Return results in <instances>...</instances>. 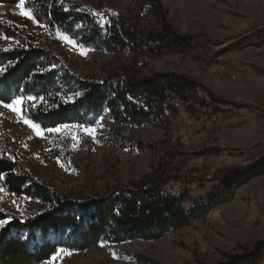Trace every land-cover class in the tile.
<instances>
[{
    "label": "rangeland",
    "instance_id": "rangeland-1",
    "mask_svg": "<svg viewBox=\"0 0 264 264\" xmlns=\"http://www.w3.org/2000/svg\"><path fill=\"white\" fill-rule=\"evenodd\" d=\"M66 1L68 5H81L101 21L108 15L125 18L140 15L146 17V23L156 22L148 16V8L137 0ZM161 3L167 20L179 34L201 35L190 55L136 58L132 53L110 55L85 47L82 55L77 43L73 46L36 20L27 19L16 5H0V20L25 28L36 42L52 49L77 74L101 79L127 67H136L147 77L185 74L229 105L192 110L191 103L182 104L179 114L169 117L167 130L151 124L131 129L102 119L87 127L95 130L94 136L83 130L86 126L61 127L59 133L45 131L38 136L0 103V150L7 149L24 161L35 176L59 195L76 198L139 180L160 162L150 151L107 147L105 139L110 130L119 128L136 145L170 141L181 152L174 165L183 179L194 181L192 201L201 204L217 185L209 180L214 171L247 168L263 161L264 0H161ZM25 10L29 11L26 7ZM7 45L1 35L0 48ZM58 137L72 140L71 151L64 160L53 157L52 148ZM41 208L38 201L17 200L0 187V211L23 219L26 211L33 213ZM258 242H264V162L251 176L238 182L231 199L213 208L207 217L160 241L99 245L85 252L60 251L45 264H138L137 255L159 264H221L225 261L224 253L241 254L243 247ZM255 260L264 264V246L258 249Z\"/></svg>",
    "mask_w": 264,
    "mask_h": 264
},
{
    "label": "trees",
    "instance_id": "trees-1",
    "mask_svg": "<svg viewBox=\"0 0 264 264\" xmlns=\"http://www.w3.org/2000/svg\"><path fill=\"white\" fill-rule=\"evenodd\" d=\"M137 1L148 8L154 24L146 23V17L140 15H108L101 21L81 5H68L66 0H25V7L49 32L61 33L79 46L110 55L132 53L136 58L154 59L162 55L185 57L193 52L201 35L179 34L167 20L161 0ZM18 3L0 0V5ZM1 35L8 41L0 48L2 103L24 98L25 117L42 129L92 127L104 119L131 129L151 124L167 130L169 117L177 116L182 104L191 103L192 110L230 104L185 74L147 77L136 67H127L97 79L70 70L52 49L36 42L23 27L0 20ZM29 97L39 99L30 101ZM57 140L53 157L64 160L72 140ZM105 145L118 151H150L160 162L139 180L72 198L59 195L24 161L7 149L0 150V187L17 200L31 199L42 206L33 213L26 211L23 219L0 211V220L6 221L0 226V264H45L61 249L85 252L99 245L160 241L207 217L213 208L231 199L238 182L264 162L214 171L209 180L217 185L201 204L192 201L194 181L183 179L174 165L181 158L176 144L165 140L136 145L114 128L107 134ZM261 246L264 242L243 247L241 254L224 253L221 264H257L255 255ZM135 259L138 264H159L143 255Z\"/></svg>",
    "mask_w": 264,
    "mask_h": 264
},
{
    "label": "snow or ice",
    "instance_id": "snow-or-ice-1",
    "mask_svg": "<svg viewBox=\"0 0 264 264\" xmlns=\"http://www.w3.org/2000/svg\"><path fill=\"white\" fill-rule=\"evenodd\" d=\"M16 7L21 9V14L23 16L27 17V19L35 20L33 13L25 10V0H19V3L16 5ZM57 36H58V38L72 44L73 46H77L76 42L72 41L68 36H65L61 33H57ZM78 47H81V54L82 55L85 54V50L82 49V46H78ZM3 71H4L3 69H0V73H2ZM77 95H78V93H77ZM28 99L30 101H35L36 99H39V97H29ZM2 102H3V98L0 97V103H2ZM23 103H24V98H16L15 100H12L9 103H4L3 106L5 108L9 109L10 111H12L13 113H16V115L19 116L23 120V123L27 127H29L33 132H35L38 136H43L45 131L48 133H59L62 130L61 127L42 129L41 126L38 125L37 123H35L32 118L24 117L23 111H22ZM33 107H35L34 104H33ZM63 127H67V126H63ZM81 127H83V126H81ZM83 130L87 134L94 136V133H95L94 129L84 127ZM73 140H76V137H73ZM4 223H6V221L0 220V226H3ZM63 251L64 250L61 249V252H63ZM53 259H55V258H53Z\"/></svg>",
    "mask_w": 264,
    "mask_h": 264
}]
</instances>
